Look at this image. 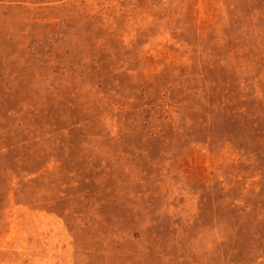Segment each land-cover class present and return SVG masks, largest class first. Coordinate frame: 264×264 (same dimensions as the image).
I'll use <instances>...</instances> for the list:
<instances>
[{
  "label": "rangeland",
  "instance_id": "374dc122",
  "mask_svg": "<svg viewBox=\"0 0 264 264\" xmlns=\"http://www.w3.org/2000/svg\"><path fill=\"white\" fill-rule=\"evenodd\" d=\"M0 264H264V0H0Z\"/></svg>",
  "mask_w": 264,
  "mask_h": 264
}]
</instances>
